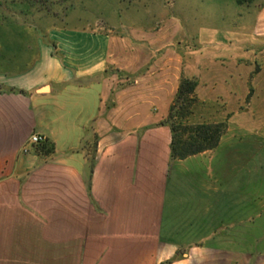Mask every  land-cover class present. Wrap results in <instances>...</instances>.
<instances>
[{
    "label": "crops",
    "instance_id": "1",
    "mask_svg": "<svg viewBox=\"0 0 264 264\" xmlns=\"http://www.w3.org/2000/svg\"><path fill=\"white\" fill-rule=\"evenodd\" d=\"M50 1L0 0V264H264L244 249L264 243L259 193L257 218L244 217V165L253 163L233 135L244 129L225 113L215 150L172 159L161 123L180 62L123 61L111 30L27 23ZM252 36L264 39V6ZM117 68L133 82L120 87ZM201 98L207 110L216 101ZM216 117L205 110L193 121Z\"/></svg>",
    "mask_w": 264,
    "mask_h": 264
},
{
    "label": "rangeland",
    "instance_id": "2",
    "mask_svg": "<svg viewBox=\"0 0 264 264\" xmlns=\"http://www.w3.org/2000/svg\"><path fill=\"white\" fill-rule=\"evenodd\" d=\"M263 6L264 0H51L38 4L35 7L36 19H29L27 23H35L36 27L46 24L45 27L67 26L96 32L111 30L116 36V46L123 61L178 60L182 65L179 85L183 78L198 83L195 92L197 105L189 123L198 124L194 123L193 116L206 110L213 111L217 119L228 116L227 120L244 129L233 132L238 138L243 137L245 154L248 153L245 159L253 163L244 165V217L248 221L252 220V215L257 218L251 212L250 202H256L259 193V230L263 237L264 48L261 46H264V39L252 36L256 16ZM44 16L47 17L45 22L41 20ZM256 44L260 47L254 48ZM239 49L243 50L237 52ZM156 50L162 53H156ZM236 69L241 70L237 76ZM109 70L121 82L120 87L133 82L132 79L127 80L128 75L122 70ZM240 73L243 75L242 84L238 80ZM225 79L233 85H223ZM211 81L212 84L208 83ZM227 92L234 94L232 101L223 100ZM204 96L216 99L213 105L207 106L208 110L202 102L201 97ZM56 104L52 101L51 109L56 108ZM237 107L247 108L250 116L231 117L230 112ZM225 113L227 116L223 117ZM226 121L203 123L227 124ZM249 140L253 141L252 149L247 148ZM252 175L257 181H254V186ZM257 221L255 224H258ZM244 249L264 254V243L259 246L244 245Z\"/></svg>",
    "mask_w": 264,
    "mask_h": 264
},
{
    "label": "trees",
    "instance_id": "3",
    "mask_svg": "<svg viewBox=\"0 0 264 264\" xmlns=\"http://www.w3.org/2000/svg\"><path fill=\"white\" fill-rule=\"evenodd\" d=\"M197 85L196 80H181L169 115L161 123L171 129V157L175 160H185L215 150L228 130L226 123H189L197 105Z\"/></svg>",
    "mask_w": 264,
    "mask_h": 264
},
{
    "label": "built area",
    "instance_id": "4",
    "mask_svg": "<svg viewBox=\"0 0 264 264\" xmlns=\"http://www.w3.org/2000/svg\"><path fill=\"white\" fill-rule=\"evenodd\" d=\"M44 141V138L40 135H33L30 138V142L34 145L41 144Z\"/></svg>",
    "mask_w": 264,
    "mask_h": 264
}]
</instances>
